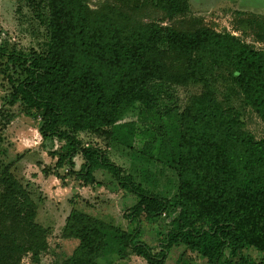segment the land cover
<instances>
[{
  "label": "trees",
  "instance_id": "obj_1",
  "mask_svg": "<svg viewBox=\"0 0 264 264\" xmlns=\"http://www.w3.org/2000/svg\"><path fill=\"white\" fill-rule=\"evenodd\" d=\"M25 1L40 8L45 46L0 44V79L8 104L37 121L41 144L56 158L43 172L137 198L125 214L132 231L72 209L61 236L78 244L61 264H100L110 254L164 264L178 245L210 264H264V138L244 127L240 109L264 124V50L188 17L189 0ZM218 82L228 87L223 99ZM190 85L199 90L181 109L168 105V88ZM138 122L147 139L134 154L176 172L174 199L135 182L97 142L80 138L132 149ZM31 194L14 162L0 160V264L25 255L39 263L48 248ZM143 220L157 224L155 244L141 239Z\"/></svg>",
  "mask_w": 264,
  "mask_h": 264
},
{
  "label": "rangeland",
  "instance_id": "obj_2",
  "mask_svg": "<svg viewBox=\"0 0 264 264\" xmlns=\"http://www.w3.org/2000/svg\"><path fill=\"white\" fill-rule=\"evenodd\" d=\"M89 3L94 7L98 0H89ZM39 9L31 7L25 0H0V44L8 49L16 45L26 51L41 50L45 46L46 33L43 15L39 18L37 13ZM152 15H160V11L154 10ZM187 16L217 32L233 34L255 49L264 50V0H189ZM216 89L219 99H223V95L228 92L227 85L222 82L216 84ZM198 90L195 85L168 88L171 98L166 102L181 109L188 96ZM6 94L7 84L2 85L0 79V160L5 163L14 162L16 174L28 183L31 190L36 204V221L48 229V248L42 253L40 262L35 263L30 255H25L20 264H61L72 254L78 240L61 236L65 218L72 209L82 210L107 223L132 231L136 223L128 220L125 214L137 198L131 194L124 195L121 188L110 191L104 185H84L72 176L62 180L45 174L43 167L53 166L56 158L51 157L41 144L37 121L22 113L19 104L9 105ZM231 100L233 104L240 105L239 100L233 96ZM240 109L244 127L257 138H264V124L257 115L248 108ZM6 113L13 115L9 122H5ZM134 118V115H130L124 121ZM140 129H143V125L138 122L132 149L114 141L106 144L103 138H95L86 133H81L80 138L84 143L97 142L112 161L132 175L135 182H140L160 196L174 199L178 186L176 172L159 160L145 162L134 154L147 139L141 135ZM81 162L79 156L75 158L76 168H79ZM64 172L61 169V173ZM96 177L101 178L99 172ZM139 229L142 240L149 244L157 242L158 226L155 222L143 220ZM252 254L256 255L254 251ZM98 261L100 264H147L135 254L124 258L110 254ZM164 264L210 263L197 252L178 245L169 250Z\"/></svg>",
  "mask_w": 264,
  "mask_h": 264
}]
</instances>
